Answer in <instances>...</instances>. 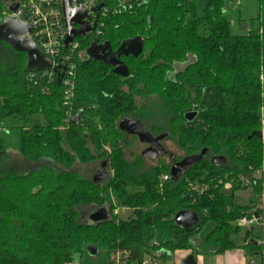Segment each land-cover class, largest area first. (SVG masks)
Wrapping results in <instances>:
<instances>
[{
	"label": "trees",
	"instance_id": "16d2710c",
	"mask_svg": "<svg viewBox=\"0 0 264 264\" xmlns=\"http://www.w3.org/2000/svg\"><path fill=\"white\" fill-rule=\"evenodd\" d=\"M98 6L101 34L77 39L72 60V122L60 78L30 71L26 54L0 42V264H111L119 252L129 253L127 264L147 257L167 263L177 251L219 255L238 248L262 258V224L239 222L260 214L262 186L253 175L264 163V142L255 136L264 106V0L259 26L241 36L231 31L224 0L203 7L199 0H98ZM5 10L0 0V16ZM137 37L140 57H121L128 78L86 56L95 42L115 52ZM192 110L198 116L188 122ZM156 112L165 123L150 126ZM124 117L153 135L168 134L185 157L208 154L178 182L165 164L141 171L143 160L131 165L120 149ZM104 148L113 149L115 174L96 184L74 167L104 157ZM9 151L37 167L8 168ZM214 157L224 164L215 166ZM228 181L234 182L225 190ZM190 183L205 191L188 192ZM246 190L249 204L240 205L237 193ZM112 201L133 215L118 221L111 207L107 221L84 219L82 208H107ZM182 211L195 212L199 223L179 228L174 219ZM89 247L97 249L95 256Z\"/></svg>",
	"mask_w": 264,
	"mask_h": 264
},
{
	"label": "water",
	"instance_id": "95a60500",
	"mask_svg": "<svg viewBox=\"0 0 264 264\" xmlns=\"http://www.w3.org/2000/svg\"><path fill=\"white\" fill-rule=\"evenodd\" d=\"M2 1L8 3L12 0ZM71 2L72 0H64L62 5L65 25L68 31L66 47H68L74 39L83 37L92 30L89 24L84 21L87 18V12L82 8L72 9ZM18 9V3H14L10 6V11L13 13L17 12ZM75 26H79V28L75 29ZM31 33V28L25 21L15 18H5L0 23V42H6L10 44L15 51L26 54L28 56V69L41 73L51 69V65L45 60L44 55L32 38ZM142 52V39L137 37L123 42L121 47L115 52L111 50L109 43L99 44L95 42L86 51V56L105 66L112 67L115 75L128 78L129 71L126 65L121 61V57L132 55L135 58H139ZM196 115V113H188L185 115V119L191 122ZM79 116L80 115L75 119L76 121ZM119 129L129 136L137 137L140 143L148 145V148L142 153L143 158L155 160L159 157L168 155V151L162 144L163 141L168 138V134L164 133L155 137L146 126L133 117L122 118L119 123ZM255 136L262 138L261 132L257 133ZM207 154L208 150L205 149L198 155L188 156L180 162L175 163L170 169L171 180L173 182H178L188 169L207 156ZM170 157L173 159L174 155ZM211 161L215 166L220 167L224 164L225 159L223 157H214ZM108 175V163L105 161L101 163L100 170L93 177V182L96 184L102 183L108 178ZM109 217V210L103 207L93 211L89 216V220L93 224H96L107 221ZM174 220L179 228L186 230L199 223V216L192 211H182L176 214ZM88 252L91 256H95L97 254V249L95 247H89ZM186 264H195L192 256L188 258Z\"/></svg>",
	"mask_w": 264,
	"mask_h": 264
},
{
	"label": "built area",
	"instance_id": "2783aa9c",
	"mask_svg": "<svg viewBox=\"0 0 264 264\" xmlns=\"http://www.w3.org/2000/svg\"><path fill=\"white\" fill-rule=\"evenodd\" d=\"M64 0H12L7 4V10L3 11L0 16V23L5 18H15L28 23L31 28V36L38 45L45 60L50 63L51 69L41 72L43 76L57 75L60 81L64 84V106L66 110V121L72 122V99L74 96V82L75 65L72 62L74 53L79 49L80 42L77 39H86L90 35L99 36L101 34L100 26L98 25V14L101 13V7L98 6V0H72L71 8H82L87 12V18L84 20L91 27V31L83 37L73 40V42L66 47V40L68 31L65 25V18L63 14ZM14 3L19 4L17 12H11L10 6ZM107 11H105L106 13ZM79 26H75L78 29ZM83 56V53L80 54ZM38 73V72H36ZM263 85V99H264V76L261 78ZM261 135L264 142V106L261 109ZM256 181L261 182L262 194L260 214L252 219H242L239 224L246 228H250L255 224L261 223L264 226V163L261 168L257 169L253 175ZM234 181L225 182L224 189L229 190ZM243 186H251V181L245 177L240 178ZM222 184V182H220ZM193 192L201 195L205 189L195 187ZM129 253L119 252L112 255L111 264H127ZM143 264H168L162 263L157 259L147 257Z\"/></svg>",
	"mask_w": 264,
	"mask_h": 264
},
{
	"label": "rangeland",
	"instance_id": "374dc122",
	"mask_svg": "<svg viewBox=\"0 0 264 264\" xmlns=\"http://www.w3.org/2000/svg\"><path fill=\"white\" fill-rule=\"evenodd\" d=\"M189 1V0H187ZM207 0H199V6L203 7L206 4ZM226 15L231 22V31L234 35H247L253 28H257L259 26L258 14H259V0H224ZM184 68V64H179L176 66V69L182 70ZM159 113V108L157 110ZM156 112V118L150 120V126L156 124L159 125L161 120L165 123V115L158 114ZM161 119V120H160ZM0 131H3V128H0ZM163 145L168 151V156L160 157L158 159L152 160L142 157V153L147 149V145L142 144L136 137L125 135L120 142V149L122 150L124 159L127 163L131 165H136L140 163L142 160L143 167L141 171H152L155 168L161 167L162 164L168 165L170 168L174 165L173 163L179 162L183 160L185 157L184 152H182L171 140L165 139L163 141ZM107 152L104 157H101L95 161L87 165H79L77 164L74 169L79 172L83 177L88 179H93L95 174L100 170L101 163L105 160L109 162L108 174L109 178H112L115 174L114 167L112 165V151L111 148H104ZM174 155L172 159L170 156ZM7 166L10 169H13L17 172H26L32 170L37 167V165L28 163L22 157H20L16 152L9 151V156L7 158ZM168 176H163L162 181H167ZM197 187L194 183L189 184L188 192H190L193 188ZM251 190L241 191L237 193V203L240 205H248L249 199L251 198ZM107 209L109 210L114 207L113 215L116 217L118 221L127 220L133 215V210L129 208H120L116 206V203L112 201L110 204H105ZM98 209V207H86L82 208V213L84 215V219L88 220L89 216L93 211ZM262 234L264 237V226H262ZM241 238V237H240ZM239 238V239H240ZM238 242H241V239ZM203 241L202 236L196 237L193 241V245L196 247ZM264 241V239H263ZM264 246V242H263ZM188 251V250H185ZM192 251V250H190ZM193 252V251H192ZM112 255V254H111ZM264 259V254L262 256V260ZM169 262V261H168Z\"/></svg>",
	"mask_w": 264,
	"mask_h": 264
},
{
	"label": "crops",
	"instance_id": "0c3cea01",
	"mask_svg": "<svg viewBox=\"0 0 264 264\" xmlns=\"http://www.w3.org/2000/svg\"><path fill=\"white\" fill-rule=\"evenodd\" d=\"M192 256L195 264H264V259L258 255L249 256L244 249L238 248L227 251L223 254H193L192 251H177L172 256L168 264H186L188 258Z\"/></svg>",
	"mask_w": 264,
	"mask_h": 264
},
{
	"label": "flooded vegetation",
	"instance_id": "af4514ba",
	"mask_svg": "<svg viewBox=\"0 0 264 264\" xmlns=\"http://www.w3.org/2000/svg\"><path fill=\"white\" fill-rule=\"evenodd\" d=\"M190 113H196V114H197L196 117L198 116V112H197L196 110H192V111H190ZM196 117H195V118H196ZM195 118H194V119H195ZM154 136L156 137V136H158V135H154ZM136 138H137V137H136ZM162 144H163V143H162ZM145 145H147V144H145ZM147 148H148V145H147ZM167 156H168V155H167ZM159 158H160V157H159ZM179 162H180V161H179ZM175 163H177V162H175ZM175 163H173V164H175Z\"/></svg>",
	"mask_w": 264,
	"mask_h": 264
}]
</instances>
